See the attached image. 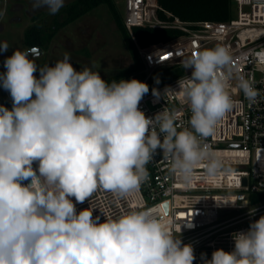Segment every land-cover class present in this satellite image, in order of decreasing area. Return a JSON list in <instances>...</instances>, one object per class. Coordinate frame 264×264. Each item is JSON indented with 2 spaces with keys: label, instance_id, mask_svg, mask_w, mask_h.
Returning <instances> with one entry per match:
<instances>
[{
  "label": "clouds",
  "instance_id": "9594fccd",
  "mask_svg": "<svg viewBox=\"0 0 264 264\" xmlns=\"http://www.w3.org/2000/svg\"><path fill=\"white\" fill-rule=\"evenodd\" d=\"M30 2L33 11L55 15L65 0ZM8 50L0 42V53ZM231 62L222 45L181 61L192 70L177 81L191 115L190 128L178 131L174 112L147 117L140 110L145 82H109L92 67L77 70L68 53L40 67L28 51L13 50L0 73L12 99L11 109L0 105V264H193L192 244L174 237L151 211L103 215L101 222L90 206L77 211L76 205L98 188L120 195L137 189L157 150L187 180L209 155L202 141L239 103L228 91L231 73L219 74ZM237 86L250 104L257 102L254 82L241 76ZM152 94L161 96L156 88ZM232 239L231 251L216 249L211 259L202 253L203 264H264V215Z\"/></svg>",
  "mask_w": 264,
  "mask_h": 264
},
{
  "label": "built area",
  "instance_id": "2783aa9c",
  "mask_svg": "<svg viewBox=\"0 0 264 264\" xmlns=\"http://www.w3.org/2000/svg\"><path fill=\"white\" fill-rule=\"evenodd\" d=\"M235 2L237 14L228 22L186 24L178 19H160L158 0H125L123 19L130 33L139 27L182 33L170 42L139 49L147 70L178 67L183 71L182 76L158 88L159 98L152 92L143 97L139 108L147 117L166 108L174 112L178 131L190 128L191 112L177 81L190 76L192 70L184 69L181 61L217 45L227 47L232 56L231 65L219 74L231 73L228 91L239 103L217 124L214 134L202 141L209 155L187 180L178 177L171 170V160L157 150L146 165L147 179L137 189L120 195L98 188L89 201L76 205L77 211L90 206L93 217L100 216L101 222L103 215L117 218L131 211H151L174 237L192 244L196 257L193 264H203L202 253L211 259L216 249L231 251L232 233L247 231L251 222L264 215V202L251 203L252 196L264 197V0ZM241 76L254 82L260 91L256 103L250 104L238 88ZM166 87L176 91L164 92ZM213 163L216 167L210 173L209 165ZM252 207L257 210L249 215ZM229 211L245 212L224 219L222 213ZM226 229L230 230L223 232Z\"/></svg>",
  "mask_w": 264,
  "mask_h": 264
},
{
  "label": "rangeland",
  "instance_id": "374dc122",
  "mask_svg": "<svg viewBox=\"0 0 264 264\" xmlns=\"http://www.w3.org/2000/svg\"><path fill=\"white\" fill-rule=\"evenodd\" d=\"M30 0H0V42H7L9 50L0 53V73L6 72L4 60L13 50L28 51L31 59L43 67L62 60L65 53L70 54L71 63L79 70L85 66L99 71L105 80L112 79L133 65L132 57L122 38L107 5H100L66 27H56L61 14L77 0H65L64 6L55 15H49L46 8L33 11ZM120 15H125V0H114ZM237 14V9H236ZM36 28L44 39L39 53H30L32 48L25 44V35ZM93 65H95L93 67ZM160 70H147L149 78ZM181 71V76L183 71ZM39 77V70L35 73ZM12 99L8 91L0 86V105L9 107ZM233 192H227L232 194ZM245 211L222 213L224 219L238 216ZM230 230L226 229L223 232Z\"/></svg>",
  "mask_w": 264,
  "mask_h": 264
},
{
  "label": "trees",
  "instance_id": "16d2710c",
  "mask_svg": "<svg viewBox=\"0 0 264 264\" xmlns=\"http://www.w3.org/2000/svg\"><path fill=\"white\" fill-rule=\"evenodd\" d=\"M100 5H107L116 23L129 53L133 60V65L123 70L113 79L130 80L138 79L149 86V92L153 88H161L181 76V69L178 67H168L161 69L147 77L146 68L139 54V49H149L161 43H167L182 35L180 31L172 29H153L149 27L134 28L130 33L125 25L124 19L120 15L114 0H77L61 14V21L56 20V27L63 28L83 17ZM158 16L164 21L178 19L182 23L193 24L198 22H228L236 16L235 0H158ZM167 14L170 15L168 17ZM44 39L41 32L36 28H31L25 35V44L29 48L43 47ZM159 83H156V79ZM147 93V94H148ZM264 197L252 196V205L263 203Z\"/></svg>",
  "mask_w": 264,
  "mask_h": 264
},
{
  "label": "water",
  "instance_id": "95a60500",
  "mask_svg": "<svg viewBox=\"0 0 264 264\" xmlns=\"http://www.w3.org/2000/svg\"><path fill=\"white\" fill-rule=\"evenodd\" d=\"M41 51V49L40 48H32L31 49V51H30V53L32 52V53H39ZM246 183V180H244V184ZM167 207H168V205L166 204L165 205V208H166V210H167Z\"/></svg>",
  "mask_w": 264,
  "mask_h": 264
},
{
  "label": "crops",
  "instance_id": "0c3cea01",
  "mask_svg": "<svg viewBox=\"0 0 264 264\" xmlns=\"http://www.w3.org/2000/svg\"><path fill=\"white\" fill-rule=\"evenodd\" d=\"M30 2V1H29ZM28 49H29V47H28Z\"/></svg>",
  "mask_w": 264,
  "mask_h": 264
}]
</instances>
